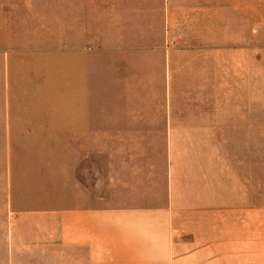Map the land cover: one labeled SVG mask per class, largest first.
I'll list each match as a JSON object with an SVG mask.
<instances>
[{
    "label": "crops",
    "instance_id": "obj_1",
    "mask_svg": "<svg viewBox=\"0 0 264 264\" xmlns=\"http://www.w3.org/2000/svg\"><path fill=\"white\" fill-rule=\"evenodd\" d=\"M130 5L0 0V141L56 155L55 167L26 159L23 181L10 161L1 253L9 264H257L251 22L242 37L240 2L227 25L223 2L219 38L183 50L163 40L151 56Z\"/></svg>",
    "mask_w": 264,
    "mask_h": 264
},
{
    "label": "rangeland",
    "instance_id": "obj_2",
    "mask_svg": "<svg viewBox=\"0 0 264 264\" xmlns=\"http://www.w3.org/2000/svg\"><path fill=\"white\" fill-rule=\"evenodd\" d=\"M225 3V19L231 24L232 5L239 4L242 7V37H248V32L245 30L248 21L251 22V37L255 34L257 39V168H258V238H257V264H264V0H143L141 8V0H139V15L143 11L144 14V45L149 54L153 56V50L163 40L168 42L176 41L177 49H191L207 45L208 40L219 38L217 34V23L221 17V10ZM230 8V9H229ZM132 12H134L132 14ZM136 0L134 6L130 5V20L136 17ZM228 21V22H227ZM131 22V21H130ZM133 23V22H132ZM244 23V25H243ZM102 26V33L98 34V102H104V38L103 28L104 23H99ZM139 24V28H140ZM231 26V25H230ZM245 28V29H244ZM133 27L130 39H136V33ZM227 35V34H225ZM99 36L101 38H99ZM231 36V31H230ZM140 37V33H139ZM141 38V37H140ZM130 44H132L130 42ZM135 44V43H133ZM204 47V46H203ZM131 49V48H130ZM139 92L142 90L140 87ZM101 93H100V92ZM5 127H0V140L4 139ZM42 144H25L0 141V216L4 215L7 208L4 206L6 200L10 197V161L13 160L16 165L15 173L20 180L23 181L25 160H29L39 168L42 158H48L51 166L55 167V153L49 154H32L33 148ZM28 148V149H27ZM28 150V152H26ZM13 151V159L10 152ZM52 169V167H50ZM38 171V169L36 168ZM55 178V176L53 175ZM7 225L2 223L0 217V232L7 230ZM5 250L3 241L0 242V264H9V255L1 253Z\"/></svg>",
    "mask_w": 264,
    "mask_h": 264
}]
</instances>
